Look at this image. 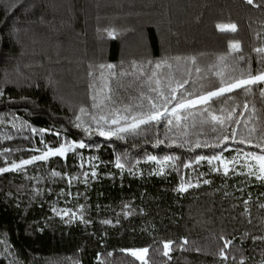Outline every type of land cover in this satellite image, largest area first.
Wrapping results in <instances>:
<instances>
[{
  "label": "trees",
  "instance_id": "1",
  "mask_svg": "<svg viewBox=\"0 0 264 264\" xmlns=\"http://www.w3.org/2000/svg\"><path fill=\"white\" fill-rule=\"evenodd\" d=\"M257 48L264 0H0V169L71 147L0 172V264H264V82L178 108Z\"/></svg>",
  "mask_w": 264,
  "mask_h": 264
},
{
  "label": "snow or ice",
  "instance_id": "2",
  "mask_svg": "<svg viewBox=\"0 0 264 264\" xmlns=\"http://www.w3.org/2000/svg\"><path fill=\"white\" fill-rule=\"evenodd\" d=\"M246 2L249 3V4H252L253 0H246ZM217 27L220 28L222 31H224V30H231L233 32L236 31V26L235 25H228V26L218 25ZM109 34L111 35V33H109ZM229 47L232 50L237 51V52H239V50H240V45L238 43L230 44ZM255 51L257 53H259V54H264V48H257V49H255ZM240 59L241 60L244 59L243 55L240 56ZM100 67L104 68L105 66L101 65ZM106 67L111 70V69H113L114 66L109 64ZM157 67H160V65L157 64ZM196 71L199 72L200 69L197 68ZM261 82H264V70L260 71L256 75H253L251 72H249L247 80H239V81H236L234 83L231 82V81L221 80V86L218 87L216 90L208 91L205 95H199L198 98H197V101H189L188 104L192 105V104H194L196 102H199V103H202V104H208V103L212 102L214 98L224 97L226 92L227 93H231L237 88H244L245 91H250V88L246 87L247 85H253V84H257V83H261ZM184 83H187V81H184ZM262 94H264V90H262ZM230 98L231 97H227L226 99H230ZM165 103H170V101H168L166 99ZM178 107H183V105H178ZM151 109L152 110L156 109V104L155 103H152ZM81 111L83 112L84 109H81ZM165 111H167L166 107H165ZM173 111H175V108H173ZM162 115H163V113L154 112V111L150 110L149 114L142 115L141 117H139L137 119L136 123L130 125L128 128H120L119 131L120 132H128L130 130L138 129L140 127V125H147L150 122H159V120L161 119ZM77 119H79V117H77ZM101 119H103V117H101ZM212 119L213 120H218V118L216 116H212ZM113 122L115 123V121H113ZM218 122H220L221 124L223 123V121H218ZM100 134L104 135V132L101 131ZM233 136H235V133H233ZM227 139H228V137H225V140H227ZM84 146L85 145H84L83 142H81L78 145V147H84ZM197 147H200V145L197 144ZM60 151H61L60 149H57L56 152H52L51 150H49V152L45 153L44 156L34 157L33 159H45L49 154L55 155V154L60 153ZM256 158L262 162L261 165H260V170L264 171V156H257ZM150 159L155 160L156 157H150ZM167 159H168V157H165V160H167ZM196 159H197V162L200 161V160L207 159L208 163L211 164L213 160H219L220 157L216 156V155H213L210 158L209 157L200 156V157H197ZM22 163L23 164H29V163H32V160H25ZM185 166L188 167L190 165H185ZM13 167L15 168L17 166L13 165ZM0 171H8V169H0ZM227 171L228 170L226 169L225 170V174H227ZM55 174L56 173H54V175ZM253 174H255V173H253ZM257 179H264V177L257 176ZM204 182L208 183V181H204ZM180 190L183 191L184 190L183 187H181ZM104 223H109V222L108 221H104ZM186 242L187 241H185V243ZM170 243L171 242H165L164 243V249H165L164 255H168V250H169V247H170ZM140 251H142L144 253H147L148 249H142ZM221 254L223 255V253H221ZM132 255L136 256L137 253L136 252H132Z\"/></svg>",
  "mask_w": 264,
  "mask_h": 264
},
{
  "label": "rangeland",
  "instance_id": "3",
  "mask_svg": "<svg viewBox=\"0 0 264 264\" xmlns=\"http://www.w3.org/2000/svg\"><path fill=\"white\" fill-rule=\"evenodd\" d=\"M224 26H228V25H224ZM221 30V29H220ZM226 31H231V30H226ZM193 101H197V99L196 100H193ZM199 104H202V103H199V102H196V103H194V104H192V105H189L188 103H186V104H184V106L183 107H178L180 110L182 109V108H188V107H193V106H196V105H199ZM110 135H112V134H104L103 136H110ZM68 146V145H67ZM71 147H66V146H64V147H61V148H58V149H60L61 151H60V153H58V154H55V155H64L69 149H70ZM56 150L57 149H54V150H51L52 152H56ZM48 152H49V150H48ZM48 152H46V153H48ZM45 154V153H44ZM44 154L43 155H40V156H44ZM55 155H52V154H49L45 159H48L49 157H52V156H55ZM261 156H264V155H261ZM37 157H39V156H37ZM30 160H32V163H34V162H36V161H40V160H44V159H30ZM247 161H248V165H249V170H251L252 169V167H254L255 168V173L257 174V176H261V177H264V171H261L260 170V165H261V161L260 160H258L256 157H254V158H249V159H247ZM30 164V163H29ZM14 165H16L17 167H13V165L12 166H9V167H6L5 169H8V170H15V169H19V167H21L22 165H24V164H14ZM225 165V164H224ZM0 172H3V171H0ZM264 180V179H263ZM132 252H136L137 253V255L135 256L139 261H142L143 259H144V257H145V254L146 253H144V252H142V251H140V250H137V251H131V254H132Z\"/></svg>",
  "mask_w": 264,
  "mask_h": 264
}]
</instances>
